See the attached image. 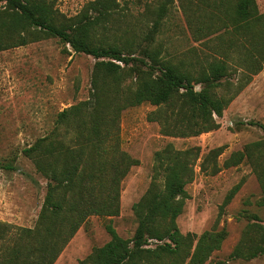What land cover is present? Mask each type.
I'll return each instance as SVG.
<instances>
[{"label":"trees","instance_id":"16d2710c","mask_svg":"<svg viewBox=\"0 0 264 264\" xmlns=\"http://www.w3.org/2000/svg\"><path fill=\"white\" fill-rule=\"evenodd\" d=\"M200 2L203 5L195 4L194 10L182 6L186 23L195 39L215 33L219 44L214 52L221 58L199 64L196 69L195 63L173 62L166 58L160 45H150L166 14L164 4L158 8V16L144 36L148 44L138 56L93 40L97 18L108 15L117 6L116 0L91 1L87 10L97 12L96 20L85 12L75 19H62L51 0H0V51L44 36L57 37L74 51L96 58L90 98L59 111L56 129L23 149L36 171L47 179V188L33 227H15L0 221V264H52L90 215L119 214L121 180L138 163L119 149L116 124L123 109L145 102L155 105L148 120L157 121L160 131L171 136L197 135L219 127L214 115L222 114L230 98L217 96L215 88L222 85L221 79L228 71L231 50L236 53L237 65L251 74L264 65V13L258 12L255 0ZM205 7H214L215 12L201 13ZM126 77L133 78L132 87L121 85ZM221 149L206 154L202 170H219L216 158ZM198 150L178 151L167 144L157 152V167L163 172V180L160 184L153 176L147 191L133 203L137 226L132 237H121L109 220L105 228L110 239L93 248L79 264H204L220 247L223 230L204 231L196 236L190 232L182 234L176 224L186 197L185 185L193 178L192 166ZM245 157L252 161L261 186L262 197L257 204L264 206L261 154L236 151L224 160L223 166L237 165ZM239 187L237 183L229 190L222 206ZM244 215L250 221L240 240L227 259L216 264L264 255V226L256 213Z\"/></svg>","mask_w":264,"mask_h":264},{"label":"rangeland","instance_id":"374dc122","mask_svg":"<svg viewBox=\"0 0 264 264\" xmlns=\"http://www.w3.org/2000/svg\"><path fill=\"white\" fill-rule=\"evenodd\" d=\"M51 1L62 19H75L85 12L96 20L97 12L87 10L93 0ZM116 2L117 6L108 15L97 18L92 31L94 42L116 45L123 52L141 56L142 48L148 44L144 36L157 18L159 6L164 4L166 14L160 20L159 32L151 46L160 45L167 59L195 63L196 69L199 64L221 58L214 52L219 44L216 34L195 39L186 23L182 6L194 10L195 4L203 5L200 0ZM255 2L258 12L264 13V0ZM211 10L215 12L214 7H205L201 13L209 14ZM235 55L231 50L228 71L221 79L222 85L215 88L217 96L230 98L222 114L214 115L219 122L216 129L197 135L171 136L160 131L157 121L148 120V114L156 110L155 105L145 102L120 112L116 124L119 149L138 163L121 180L119 214L90 215L52 264H79L93 248L110 239L105 228L109 220L121 237H132L137 226L132 205L147 191L153 176L161 184L163 172L157 167L156 153L167 144L178 151L199 148L192 166L193 178L185 185L186 197L176 224L182 234L190 232L196 236L204 231L223 230L225 236L220 247L204 264L227 259L250 221L244 212L256 213L264 226V206L257 204L262 190L252 161L245 157L237 165L223 166L224 160L236 151L248 150L253 156L264 157V65L251 74L237 65ZM95 61L92 55L74 51L57 37L42 36L0 51V221L15 227L35 225L47 179L36 171L23 149L56 129L59 111L90 98ZM132 83L133 78L126 77L121 85L132 87ZM195 88L199 89L200 85ZM219 147L222 148L216 158L219 170L216 173H211L210 167L202 170L206 154ZM237 183H240L238 191L222 206L227 193ZM227 264H264V255L251 260L228 259Z\"/></svg>","mask_w":264,"mask_h":264}]
</instances>
